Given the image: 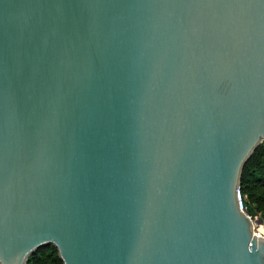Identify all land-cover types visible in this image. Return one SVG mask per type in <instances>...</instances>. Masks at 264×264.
I'll return each mask as SVG.
<instances>
[{"label": "water", "instance_id": "95a60500", "mask_svg": "<svg viewBox=\"0 0 264 264\" xmlns=\"http://www.w3.org/2000/svg\"><path fill=\"white\" fill-rule=\"evenodd\" d=\"M263 140L264 0H0V264H264Z\"/></svg>", "mask_w": 264, "mask_h": 264}, {"label": "trees", "instance_id": "16d2710c", "mask_svg": "<svg viewBox=\"0 0 264 264\" xmlns=\"http://www.w3.org/2000/svg\"><path fill=\"white\" fill-rule=\"evenodd\" d=\"M239 191L245 198L247 213H260L264 219V144L260 143L246 161L242 169ZM26 264H62V262L55 247L47 245L29 255Z\"/></svg>", "mask_w": 264, "mask_h": 264}, {"label": "built area", "instance_id": "2783aa9c", "mask_svg": "<svg viewBox=\"0 0 264 264\" xmlns=\"http://www.w3.org/2000/svg\"><path fill=\"white\" fill-rule=\"evenodd\" d=\"M237 201H238V207H239V209H240L242 212L248 214L247 211H246L245 198L241 195V193H240L239 190H238V192H237ZM248 217L252 220V222H253V224H254V225H253V226H254V227H253V231H254V233H255L257 236H263V237H264V233H262V232L256 230L254 220L251 218V216H250L249 214H248Z\"/></svg>", "mask_w": 264, "mask_h": 264}, {"label": "rangeland", "instance_id": "374dc122", "mask_svg": "<svg viewBox=\"0 0 264 264\" xmlns=\"http://www.w3.org/2000/svg\"><path fill=\"white\" fill-rule=\"evenodd\" d=\"M261 143H262V145H263V144H264V141H262ZM249 215L251 216V218H252L254 221H256V220H258V219H261V220H262L261 223H259V224H255V228H256V230H258V231L264 233V219H262L260 213H255V212H253L252 214H249Z\"/></svg>", "mask_w": 264, "mask_h": 264}]
</instances>
